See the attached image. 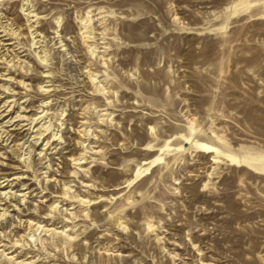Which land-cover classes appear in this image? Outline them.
Listing matches in <instances>:
<instances>
[{"label": "rangeland", "instance_id": "1", "mask_svg": "<svg viewBox=\"0 0 264 264\" xmlns=\"http://www.w3.org/2000/svg\"><path fill=\"white\" fill-rule=\"evenodd\" d=\"M0 264H264V0H0Z\"/></svg>", "mask_w": 264, "mask_h": 264}]
</instances>
